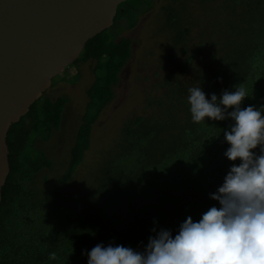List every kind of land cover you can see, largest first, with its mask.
<instances>
[{
    "label": "trees",
    "instance_id": "1",
    "mask_svg": "<svg viewBox=\"0 0 264 264\" xmlns=\"http://www.w3.org/2000/svg\"><path fill=\"white\" fill-rule=\"evenodd\" d=\"M178 1L171 0L172 3ZM262 1L233 0L231 9L243 7V13L234 10L231 21L224 22L225 18L222 23L209 24L213 30L227 36L225 40H218L223 55L216 59L207 80L201 83L206 96L215 93L219 97L223 90H234V85L243 83L249 98L241 106H264ZM152 6L153 2L148 3L141 13L149 12ZM170 7L172 5L166 8L167 12ZM130 9L127 3L121 4L113 27L88 41L72 64L79 67L80 63L95 61V82L89 90L93 103L85 112L69 167L60 179L61 195L57 201L53 199V205H45L46 200L38 199L35 192L26 187L50 162L39 163L36 155L28 166L22 162L23 157H28L24 151L30 147L25 118L33 122L34 144L31 146L36 148L37 139H50L54 130L59 131L69 100L64 97L53 100L43 95L30 112L10 128L7 144L11 171L0 204V264H88L86 253L101 243L143 250L149 237L154 235V227L157 231L169 229L175 235L188 216L199 220L213 205L219 207L218 202L210 199V194L223 183L231 164L240 163L239 160L231 162L223 155L229 145L224 142L222 129L232 122L207 118L205 123L193 122L186 98L191 87L186 89L184 84L172 81L174 73L156 85L166 89L164 99L168 102L157 98L158 105H169L165 118L147 121L138 116L132 119L122 132L117 151L102 164L97 175L103 199L98 200L91 194L85 202L80 198L73 200V194L67 196L66 187H62L72 181L83 162L91 147L93 126L113 100L114 88L133 56L134 41L115 38L111 31L124 16L129 15L130 19ZM172 18L177 19V16ZM138 22L136 18L131 19L128 29L135 28ZM187 32L186 29L177 32L176 45L186 44L183 39L188 36ZM190 60L188 58L187 63ZM184 67L179 76L188 72ZM53 84L52 81V87ZM148 105H152V99L148 100ZM182 111L185 114L180 116ZM253 151L259 154V147ZM25 197L32 201L30 214L25 211L27 207H22L26 205ZM39 208L47 210L49 216L35 217ZM53 252L55 260L49 259Z\"/></svg>",
    "mask_w": 264,
    "mask_h": 264
},
{
    "label": "rangeland",
    "instance_id": "2",
    "mask_svg": "<svg viewBox=\"0 0 264 264\" xmlns=\"http://www.w3.org/2000/svg\"><path fill=\"white\" fill-rule=\"evenodd\" d=\"M151 2H153L151 10L142 14ZM262 2L260 11L264 12V0ZM125 3L131 7L130 19L129 15L124 16L117 23L118 27L111 31L115 38L126 37L134 41L133 56L123 69L119 84L114 88L113 100L104 108L93 126L91 147L85 153L83 162L76 170L72 181L62 186L66 187L67 196L73 194V200L80 198L85 202L91 194L98 200L103 199L97 174L102 164L109 161L112 154L117 151L116 145L121 141L126 125L138 116L145 117L147 121L165 118L164 112L169 105H158V102L159 99L168 102V99H164L166 89L156 85L170 74H175L172 81L184 84L186 89L200 86L203 79L207 80L206 76L214 67L213 63L223 55L218 40L220 38L225 40L227 36L219 30H213L209 24L215 21L222 23L225 18L224 22L231 21L234 10L236 13H243L244 9L243 7L231 9L234 4L231 0H179L174 3L171 0H128ZM171 5L172 8L170 7L167 12L166 8ZM175 15L177 19L172 18ZM135 18L139 20L137 26L128 29L130 20ZM183 29L189 31L188 38L183 39L186 44L176 45L174 39L177 32ZM188 58H191L189 63ZM72 66L76 68L71 69ZM95 66V61L80 63L79 67L76 64L70 65L53 79L54 87L46 90L43 95L50 96L53 100L64 97L69 101L64 109L59 131L54 130L50 139L44 137L37 139L35 143L37 149L31 146L34 144L33 122L25 118V125L30 131V147L24 151L28 157H23L22 162L28 166L34 162L35 155L40 158L39 163L45 160L50 162V166L42 168L26 186L35 192L38 199L46 200L45 205H53L54 200L57 201L61 195L60 179L69 167L77 134L84 123L85 112L93 103L89 90L95 82ZM183 67L188 69V72L179 76V71ZM212 80L213 78L210 81ZM210 92L212 93L211 90ZM150 99L152 105L147 106ZM184 111L180 116L185 114ZM29 199L30 197H25L23 201L26 205L22 207H27L25 211L30 214L29 205L32 201ZM35 214L37 218L46 214L49 216V212L44 209Z\"/></svg>",
    "mask_w": 264,
    "mask_h": 264
},
{
    "label": "clouds",
    "instance_id": "3",
    "mask_svg": "<svg viewBox=\"0 0 264 264\" xmlns=\"http://www.w3.org/2000/svg\"><path fill=\"white\" fill-rule=\"evenodd\" d=\"M233 88L219 97L212 93L210 99L202 85L188 89L193 122H232L222 129L229 145L223 155L240 163L231 164L210 194L219 207L213 205L199 220L188 216L175 235L154 227L143 250L97 244L86 253L88 264H264V106L242 107L249 98L246 88L243 83ZM258 147L259 154L253 151Z\"/></svg>",
    "mask_w": 264,
    "mask_h": 264
},
{
    "label": "water",
    "instance_id": "4",
    "mask_svg": "<svg viewBox=\"0 0 264 264\" xmlns=\"http://www.w3.org/2000/svg\"><path fill=\"white\" fill-rule=\"evenodd\" d=\"M128 0H0V204L11 168L12 125L75 63L88 41L114 25Z\"/></svg>",
    "mask_w": 264,
    "mask_h": 264
}]
</instances>
